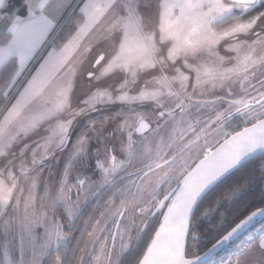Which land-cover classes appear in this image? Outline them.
Instances as JSON below:
<instances>
[{"label": "clouds", "instance_id": "obj_1", "mask_svg": "<svg viewBox=\"0 0 264 264\" xmlns=\"http://www.w3.org/2000/svg\"><path fill=\"white\" fill-rule=\"evenodd\" d=\"M32 3L41 24L0 23V231L27 240L55 223L62 248L73 245L68 264H126L133 234L142 239L203 175L185 203L195 214L224 150L264 127V0ZM138 84L151 109L115 114L105 179H74L115 118L98 117L102 105L126 104ZM53 264H66L63 251Z\"/></svg>", "mask_w": 264, "mask_h": 264}, {"label": "trees", "instance_id": "obj_2", "mask_svg": "<svg viewBox=\"0 0 264 264\" xmlns=\"http://www.w3.org/2000/svg\"><path fill=\"white\" fill-rule=\"evenodd\" d=\"M27 0H5L0 8V17L13 19L28 14ZM77 128L74 132L78 133ZM264 156L248 163L220 182L199 205L189 231L186 255L194 257L208 249L222 234L242 220L249 213L264 206ZM239 198L233 201V195ZM91 207V205L89 206ZM154 221L143 238H138L133 245V253L126 258V264H134L141 252L144 253L149 240L159 224ZM223 224V225H222ZM264 234V219L256 222L244 235L231 243L203 264H227L235 256L242 253L247 246ZM189 246L198 248L195 254L189 253ZM73 245L67 249L62 246L51 251L43 258L41 264H53L58 251H63L66 264L72 256Z\"/></svg>", "mask_w": 264, "mask_h": 264}, {"label": "water", "instance_id": "obj_3", "mask_svg": "<svg viewBox=\"0 0 264 264\" xmlns=\"http://www.w3.org/2000/svg\"><path fill=\"white\" fill-rule=\"evenodd\" d=\"M262 156H264V127H256L252 130L246 129L241 132L239 138L232 141L228 148L224 150L216 165L218 173L223 174L201 198L197 209L205 197L220 182ZM202 179L203 175L194 176L184 200L176 204L173 209H169L164 217L160 219L154 232V238L152 236L151 243H148L146 251L143 253L142 264H203L239 239L256 222L264 219V206H262L227 230L208 249L194 257H188L186 248L195 214L189 217L185 209V203Z\"/></svg>", "mask_w": 264, "mask_h": 264}, {"label": "rangeland", "instance_id": "obj_4", "mask_svg": "<svg viewBox=\"0 0 264 264\" xmlns=\"http://www.w3.org/2000/svg\"><path fill=\"white\" fill-rule=\"evenodd\" d=\"M4 3L5 0H0V8L3 7ZM26 3L31 11L34 10L35 7L33 6L32 0H28ZM119 82L120 78L117 77L113 81H105L104 86H107L109 83L115 86V84ZM139 87V84L136 85L134 88L129 90L127 96L122 97L123 100L127 101L126 104L107 103L103 104L100 110L109 107H116L117 112L123 111L132 116H136L139 112L147 111L139 107V105L147 98L146 95L137 96L136 93ZM124 105H126V107ZM100 112L101 111H99V113ZM136 118L137 120L140 119L138 116H136ZM121 122L122 117L120 116H117L114 120L110 119L106 127L100 131L97 136L93 137L90 141L87 159L81 161L76 169L72 171L74 179L79 178L85 184H99L105 179L107 176V173L104 171L105 158L108 155L110 147L118 146L120 130L117 128V125ZM162 122L163 121H161V123ZM109 133L112 135L110 136ZM143 147L147 149L149 146L144 145ZM133 149L139 150V147L133 145ZM66 163V161L61 159L58 171L59 169H63ZM237 198H239V194L233 195L231 199L235 201ZM137 239L138 237L133 234V238L131 239L132 246L135 244ZM258 245L259 244L257 242H251L247 246V250L245 249L227 264H242V261L245 259H252L254 264H260V257L256 252L257 249H260ZM60 246H62V241L55 223H49L37 227L34 234L27 240L13 238L10 235H5L3 231H0V264H41L44 257ZM190 252L195 254L198 252V248L189 246V253ZM118 259L119 258H113L114 264H117Z\"/></svg>", "mask_w": 264, "mask_h": 264}, {"label": "crops", "instance_id": "obj_5", "mask_svg": "<svg viewBox=\"0 0 264 264\" xmlns=\"http://www.w3.org/2000/svg\"><path fill=\"white\" fill-rule=\"evenodd\" d=\"M26 2H28V0ZM27 8H28V14L25 17H16L11 20L8 19L7 17H3V20L0 22L1 23L14 22L13 26H27L30 24H35V25L41 24L42 17L38 14L40 9L35 7L34 10L31 11L28 5ZM254 242H257L259 244L258 247L260 249H264V234L259 236V238Z\"/></svg>", "mask_w": 264, "mask_h": 264}, {"label": "flooded vegetation", "instance_id": "obj_6", "mask_svg": "<svg viewBox=\"0 0 264 264\" xmlns=\"http://www.w3.org/2000/svg\"><path fill=\"white\" fill-rule=\"evenodd\" d=\"M125 107H126V105H124ZM139 107L141 108V109H144V110H148V109H151V107H150V105H147V104H144V103H142V104H140L139 105ZM101 112L100 113H97L96 115L98 116V117H100V118H102V117H104V116H108V117H114L115 116V118L117 117L115 114L117 113V111H116V107L114 108V107H109V108H104V109H102V110H100ZM114 118V119H115ZM114 119H111V120H114ZM112 134H113V132H112ZM151 225H149V227H150ZM148 227V228H149Z\"/></svg>", "mask_w": 264, "mask_h": 264}]
</instances>
